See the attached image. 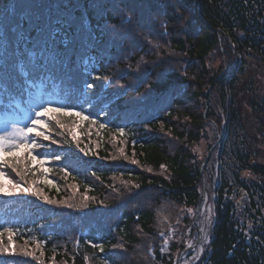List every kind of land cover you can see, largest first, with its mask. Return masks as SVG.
<instances>
[{
  "label": "trees",
  "instance_id": "obj_1",
  "mask_svg": "<svg viewBox=\"0 0 264 264\" xmlns=\"http://www.w3.org/2000/svg\"><path fill=\"white\" fill-rule=\"evenodd\" d=\"M248 52L264 64V0H0V113L27 121L51 102L98 121L50 114L65 128L51 121L57 143L41 141L45 147L35 151L48 158L52 184L40 183L45 174L27 150L9 157L30 167L36 174L28 182L58 203L0 196V231L16 233V254H0V264H180L192 252L189 211L206 190L213 227L194 264H264V95L250 101L252 121L244 127L256 153L246 141L235 148L230 158L239 166L226 177L221 152L236 116L237 82L226 77L227 66L212 67L218 56L237 67ZM212 89L225 92L227 123L208 112ZM209 124L222 137L217 180L197 152ZM3 170L19 182L10 167ZM245 171L251 183L238 178ZM234 185L246 194L239 208L230 197ZM85 196V209L64 204ZM172 231L178 240L165 247ZM25 240L39 259L21 253ZM92 243L103 244V253Z\"/></svg>",
  "mask_w": 264,
  "mask_h": 264
},
{
  "label": "rangeland",
  "instance_id": "obj_2",
  "mask_svg": "<svg viewBox=\"0 0 264 264\" xmlns=\"http://www.w3.org/2000/svg\"><path fill=\"white\" fill-rule=\"evenodd\" d=\"M239 63L241 66L240 71L238 72V70L233 69V67H235L234 63L230 66L225 65L222 56H218L217 58H215V65L212 66L215 72H218V68L220 67V65L227 66L226 70H228V74L226 75V77H229V74L233 73L236 75L235 80L233 81L237 82L236 86H234L232 89L233 104H231L235 109L236 116L232 118V120H230L231 122L228 125L229 127H226V137L228 138L222 146L221 152V159L223 160L222 170L223 175L226 177H230L231 173L234 172L237 166H239L237 160L230 158L231 154L236 152L235 148L242 149L243 142L246 141L252 144L253 154L256 153L255 144L245 133L244 127L245 125H248L250 123V120L252 121V113H250L249 109L250 101L254 98H257L258 96L261 97L262 95H264V64L262 65L259 62V59L256 58V55L252 52H248L247 55H243L242 57H240ZM209 94V100L207 103L209 106L208 112H212L213 115L218 116L220 119L224 120V123H227L224 109L226 105L229 107V103H226L224 99L225 92L219 93L218 89H212V91H209ZM3 129L4 127H0V131H2ZM219 134L220 130L217 127L213 126L212 124L207 125L206 133L200 145L197 147L199 160H207V163L205 162L207 164V171L210 176L213 173L215 180H217L216 177L219 171L217 162V146L219 142L216 141L220 137ZM211 145L213 146L211 147ZM205 163H203V165ZM238 178L241 180L249 178L246 179L249 183L253 181V179L250 178V173L247 171L240 172V175L238 174ZM4 182L7 183L6 180ZM204 192L206 193H204L205 198L203 200L202 197V201L200 202L199 207L192 208V210L189 211L190 218L192 219L194 217L192 225L195 228L192 227V225H189L186 231V235H192L189 242L194 244L198 239H200V241L193 247L192 252L187 255V258L183 259L182 264L196 263L199 256H201L204 252L205 244L210 240V233L213 227L212 222L214 219L212 195H210L207 190ZM230 192L231 200L237 205L238 208L242 207L246 201L245 191L235 186L230 190ZM16 197L17 195L8 198L14 199ZM166 219H170V217H166ZM178 235H180L179 232L172 231L166 238L167 240L165 243V247H168ZM205 235L207 236V240L205 239Z\"/></svg>",
  "mask_w": 264,
  "mask_h": 264
},
{
  "label": "snow or ice",
  "instance_id": "obj_3",
  "mask_svg": "<svg viewBox=\"0 0 264 264\" xmlns=\"http://www.w3.org/2000/svg\"><path fill=\"white\" fill-rule=\"evenodd\" d=\"M179 12V9H176ZM126 18L131 21L132 16L126 13ZM162 27H167L166 23H162ZM99 79V77H96ZM88 88H93L94 85L89 83L87 84ZM51 113H62L64 116H75L79 118L81 121H88L89 124L95 125L98 123L96 119H93L90 115H85L82 111H75L66 108L63 105L53 106L51 102L45 103L41 105L38 109L34 110V113L29 115L28 121L24 126H20L17 122L8 123L7 127H5L2 131H0V196L5 197H13L19 194L29 195L38 197L42 201L48 204H57L58 201L50 199L47 195L44 194L43 188L36 187V181L33 183H29L25 178L26 175L31 174L35 175L36 173L32 171L30 167L22 169L20 167L21 161L19 159H9V157H17L21 151L27 150V156L30 158L32 162L38 163L41 169L44 172V179L40 181V183L44 184H52L53 181L48 178L47 173L49 172V168L44 167V165L48 162V158L41 157L39 152H36V149L44 148L45 144L41 141H51V143H57L56 140L52 139L50 123L51 121H55L56 125L60 129H64L65 125L56 117L50 115ZM76 127H79L77 124ZM108 125L100 122L99 128L104 129L107 128ZM120 137L125 136V131L123 128L117 130ZM58 135L61 133H57ZM71 139L76 142L77 148H80V143L77 138L75 132L71 133ZM123 143V141H121ZM80 151L84 153V155H89L88 151H85L83 148H80ZM120 154L124 155V148L121 147L119 149ZM118 157H113V159H117ZM56 160L62 159L61 155L55 156ZM125 159L127 156L125 155ZM133 163H137V161L133 160ZM11 168L13 172H15L16 176L19 177V182H15L12 179H8L5 171V168ZM151 171V169H149ZM95 175V173H92ZM65 175H71V173L65 171ZM7 181L5 183L4 181ZM135 187L139 188V185H135ZM89 197L85 196L78 204H71L67 201L64 202L65 206L69 208H76L77 210L85 209L88 207ZM5 232H7L8 236V244L5 245L3 241V237ZM16 235L15 231L12 228H6L4 231H0V254H16L15 248V240L13 237ZM161 235H164L162 232ZM205 239L207 240V236L205 235ZM36 244V248H41V242L34 241ZM28 240L24 241V245L21 246L20 251L25 256H31L33 258L39 259L36 256V251L28 250ZM91 247L94 249H98L100 253L104 251L103 244L92 243ZM122 247V246H121ZM188 247L192 248L193 244L191 242L188 243ZM44 253L41 250L40 256H43ZM103 264V262H102Z\"/></svg>",
  "mask_w": 264,
  "mask_h": 264
}]
</instances>
